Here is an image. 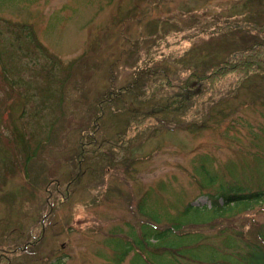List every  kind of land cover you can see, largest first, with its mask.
Wrapping results in <instances>:
<instances>
[{
    "label": "rangeland",
    "instance_id": "374dc122",
    "mask_svg": "<svg viewBox=\"0 0 264 264\" xmlns=\"http://www.w3.org/2000/svg\"><path fill=\"white\" fill-rule=\"evenodd\" d=\"M254 23L264 0H0V264H148L122 258L140 204L161 229L264 190V72L173 87L264 40Z\"/></svg>",
    "mask_w": 264,
    "mask_h": 264
},
{
    "label": "trees",
    "instance_id": "16d2710c",
    "mask_svg": "<svg viewBox=\"0 0 264 264\" xmlns=\"http://www.w3.org/2000/svg\"><path fill=\"white\" fill-rule=\"evenodd\" d=\"M250 26L260 33L264 32L263 24L254 23ZM255 71L264 72V40L252 43L245 51L231 52L213 64L207 73H187L185 79L173 87L178 89L179 95L187 96L192 90H199L198 87L204 82L212 89L219 81L213 82V79H219L226 73L246 77ZM159 77L161 82L172 86L173 81L166 72L160 73ZM78 147L77 168L81 160L79 158H85L84 153H88L86 147ZM202 174L204 183L206 180L207 183H213L214 178L207 170L204 169ZM204 183L202 182L204 186L211 185ZM67 191V188L64 189L65 196ZM208 197L210 206L187 205L179 218L166 219L167 224L161 229L150 224L159 225L161 217L147 212L140 204L139 209L147 221L140 224L136 235H130V240L125 243L122 258L133 252V260L136 263L140 261L148 264H178L173 261L182 259L194 264H264V223L246 217L250 212H264V190L219 189L216 195ZM205 226H209L218 239V242L210 244L211 248L204 244L207 239L202 229ZM39 228L41 225L37 227L38 235L41 236ZM198 228L200 231H192Z\"/></svg>",
    "mask_w": 264,
    "mask_h": 264
}]
</instances>
